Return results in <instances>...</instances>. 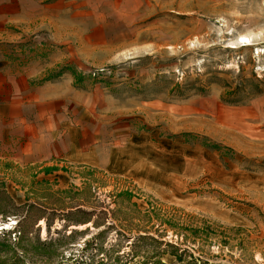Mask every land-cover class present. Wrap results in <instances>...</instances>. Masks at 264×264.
Segmentation results:
<instances>
[{
	"label": "rangeland",
	"instance_id": "obj_1",
	"mask_svg": "<svg viewBox=\"0 0 264 264\" xmlns=\"http://www.w3.org/2000/svg\"><path fill=\"white\" fill-rule=\"evenodd\" d=\"M263 48L264 0H0L45 96L0 127V264H264Z\"/></svg>",
	"mask_w": 264,
	"mask_h": 264
},
{
	"label": "crops",
	"instance_id": "obj_2",
	"mask_svg": "<svg viewBox=\"0 0 264 264\" xmlns=\"http://www.w3.org/2000/svg\"><path fill=\"white\" fill-rule=\"evenodd\" d=\"M30 75L23 71L12 72L0 67V95L5 96L0 100V127L13 130L27 128L28 121H32L28 116L32 115L37 119L44 114L43 89H37L40 92L37 93L36 90L29 88L27 80Z\"/></svg>",
	"mask_w": 264,
	"mask_h": 264
},
{
	"label": "trees",
	"instance_id": "obj_3",
	"mask_svg": "<svg viewBox=\"0 0 264 264\" xmlns=\"http://www.w3.org/2000/svg\"><path fill=\"white\" fill-rule=\"evenodd\" d=\"M20 233H22V232H20ZM92 242V241H91ZM90 241H88L86 244H85V246H84V249H86L89 245H90V243H91ZM72 258H74L73 259V261H72V263L71 264H79L80 263V261L82 260V258H83V255H81V256H78V257H76V256H73Z\"/></svg>",
	"mask_w": 264,
	"mask_h": 264
},
{
	"label": "bare ground",
	"instance_id": "obj_4",
	"mask_svg": "<svg viewBox=\"0 0 264 264\" xmlns=\"http://www.w3.org/2000/svg\"><path fill=\"white\" fill-rule=\"evenodd\" d=\"M241 38H242V39H245V37H244V36H242ZM262 51H263V53H264V48L262 49Z\"/></svg>",
	"mask_w": 264,
	"mask_h": 264
}]
</instances>
